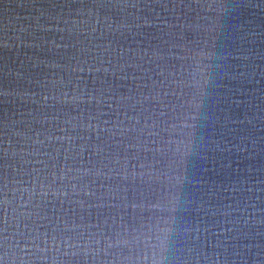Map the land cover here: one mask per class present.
Masks as SVG:
<instances>
[{
    "label": "water",
    "instance_id": "1",
    "mask_svg": "<svg viewBox=\"0 0 264 264\" xmlns=\"http://www.w3.org/2000/svg\"><path fill=\"white\" fill-rule=\"evenodd\" d=\"M0 264H264V0H0Z\"/></svg>",
    "mask_w": 264,
    "mask_h": 264
}]
</instances>
